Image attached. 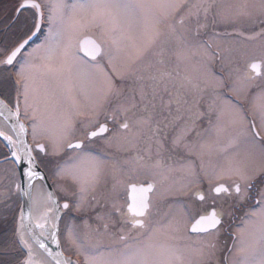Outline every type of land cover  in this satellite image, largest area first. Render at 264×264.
<instances>
[{
    "label": "snow or ice",
    "instance_id": "1",
    "mask_svg": "<svg viewBox=\"0 0 264 264\" xmlns=\"http://www.w3.org/2000/svg\"><path fill=\"white\" fill-rule=\"evenodd\" d=\"M21 7L33 11V25L0 59L5 70L19 63L16 101L10 107L0 100V115L7 112L5 119L18 121L22 97L23 115L29 118L31 112L33 141L38 127L54 121L50 154L72 155L57 165L49 185L38 170L39 153L49 154L45 146L37 144L33 155L19 138L25 132L20 123L12 125L18 128L16 140L0 132L14 149L0 161L12 165L0 170V208L14 197L26 198L30 220L43 202V218L51 219L50 235L59 247L61 205L47 191H64L58 179L77 187V211L87 203L110 204L121 217L117 233L109 234L107 224L101 233L86 221L83 233L75 225L66 230L65 239L83 264H214L216 244L205 237L218 236L224 217L235 219L243 211L238 240L215 264H264V0H28ZM244 23L252 29L247 34L235 27ZM45 28L43 40L29 50ZM85 30H95L89 41L93 62L77 55ZM242 41H259L260 47L259 57L243 66L240 60L248 53ZM217 62L221 73L212 70ZM97 140L125 155L94 154ZM141 177L139 185H131L136 195L124 211L120 188ZM36 179L43 182L39 187ZM225 180L229 183H220ZM194 186L193 196L201 202L233 200L230 211L214 208L188 228L187 208L175 197ZM157 196L168 202L167 211H159ZM19 219L16 236L28 250L22 264H40L33 259L23 206ZM105 235L111 242H104ZM55 264L80 261L56 253Z\"/></svg>",
    "mask_w": 264,
    "mask_h": 264
},
{
    "label": "rangeland",
    "instance_id": "2",
    "mask_svg": "<svg viewBox=\"0 0 264 264\" xmlns=\"http://www.w3.org/2000/svg\"><path fill=\"white\" fill-rule=\"evenodd\" d=\"M14 27H16V31H18L17 28L18 27L21 28L22 25H15ZM25 30H27V29H25ZM25 30L23 32H20V35H12V36H10V34H9V38L10 39H9L8 43L5 45V47L2 46L0 48V52L2 53L4 51H6L11 46L12 43L10 44V42H11V40L14 37L15 38L13 40V44L17 40H19L22 37H24L26 32H27ZM94 31L95 30H85V31H83L78 37L79 43H80V40H82L81 39L82 37L87 36V35L93 36V32ZM45 32H46V28H45ZM43 38H44V35H43ZM93 38L95 39L94 36H93ZM254 44H255L254 47H255V52H256L257 47H259L258 46L259 41H255ZM77 55L79 57L83 58L84 60H87L89 62H93L92 59L86 57L85 55H83L80 52L79 44H78ZM2 57L0 59L4 58V57L3 58ZM96 59L98 61H100L102 64H104L105 66L107 65V60L106 59H102L100 56H97ZM19 62L22 63L23 59L20 58ZM18 68H19V63H17V65L14 68L15 78H16V71L18 70ZM216 68H221V67H220V65H217V67H216V64L212 65V70H215ZM106 70L110 71V69H107V68H106ZM4 77H5V75L2 73V76H0V92L4 93V96L5 95L7 96V94H8V86H7L8 84L7 83L8 82H7V80ZM15 95L17 96V92L15 93ZM20 108H21L20 111L22 112L21 113L22 117L25 119L26 117L23 115L24 106H23V98L22 97H21V100H20ZM30 117H31V112H29V118H27L28 121L30 122V126H29L30 127V130H29V134H30L29 141L32 144L43 143L45 145L46 149H47V152L49 153V154H45L44 153V155L42 153L41 154L39 153V156L40 155H42V156H45V155L52 156L53 158H55V160L58 161V163H59L58 165H63L64 162L68 160V156L72 155V152L71 151H66L64 153H61L59 156H53V155L50 154V145H51L50 137H54V136L57 135V129L55 127V122L53 121L52 123H49V122L45 121V123L43 125L38 127V129H37V132H38L37 139L34 142L33 138H32L33 121H32V119ZM101 119H103V118H101ZM261 134L264 135V132H262ZM77 135H79V133H77ZM0 149H1L0 158H2L0 160L2 161L3 157L5 155H7L2 143H0ZM91 150L93 151L94 154L108 152V153L115 154L118 157H123L125 155L124 153L117 152L115 146L108 147L105 144V142L102 141V140H97V142L95 144L91 145ZM11 167H12V165L10 163H0V170L8 169V168H11ZM141 179H142V177L139 178V180H141ZM132 180H135V179H132ZM127 181H129V180H126L125 182H127ZM125 182H124V184H125ZM223 182L229 183V181H227V180H225ZM56 184L63 187L64 191H62V193L64 195H66V197H67V195H70L71 193H74V192L77 191V187L72 183V181L70 179H58ZM124 184L122 185L123 187H124ZM204 185L206 187L208 186L207 183L204 184ZM204 185L201 186L202 189L205 188ZM122 186H121V188L123 189ZM5 187H7V181L5 182ZM195 189H197V187L194 186L192 188L191 192L188 193V195H182L181 194V195H178V196L175 197L176 200L183 202L184 205L187 208V211L189 213V218L187 220V226H188V223L190 222V220L192 218L191 214L193 213V215H195L196 212L197 213L200 212V209L198 208V206H202V204L205 203V201L204 202H200V201L198 202L194 197H192L191 199L189 198V194L193 193L195 191ZM180 196H181V199H180ZM155 198L157 199V202H158L159 211L160 212L167 211V203L168 202L165 201V200L160 199L158 196L155 197ZM185 198H187V200L183 201ZM76 200H77V198H76V196H74V201H76ZM208 200H210V198H208ZM226 200L227 199H225V197H218L217 201H216V205H224L227 202ZM192 201H193V203H195L194 206L192 205ZM208 202L209 201H207V203ZM118 204L120 205L119 202H118ZM190 205H192V206H190ZM19 207H20V200H19V198H15L14 197L12 199V201L10 202L9 206H7L6 208H0V240L3 238V236L1 234L4 233V231H8L10 229V227H11V224L14 223V230H15L14 233H15L16 246L14 244V241H13V243H9L6 246L14 245L15 249L18 248L20 250V253L17 250L14 251L12 246H11L12 250L17 254L18 257L17 256L15 257L13 254H11L9 256L6 255L7 257L3 256V254H0V262H4L5 260L12 259L11 261H12L13 264H19L20 261H21V264H22V262L25 259H27V253H26L23 245L19 243V241L17 239V236H16V229L19 226L18 219L16 220L13 217L16 214V213L13 214V212H15V210H17ZM100 207L101 206H96V205H93L91 203H87V204H85V206L80 211H77L76 209L74 210L73 213L75 214V218H71V216H70L69 218H66V220L63 222L62 232L59 234L60 235L59 238H60V242H61V246H62L63 252L66 255H68L69 257H71L72 260H74V261L75 260H79L80 264H83V256H79L78 257L76 255L75 248L73 246H71L69 244V242L65 239V233H66V230H67L68 227L75 225L76 228H77V231H79L80 233H83L86 230L85 227H84V223L86 221L91 229H97L98 228L100 230V232L103 233L104 232V225L107 224L109 234L117 233L118 230L122 227L121 217H120V215L118 213L115 216H111V211L113 209L111 207H108V204H104L103 208L102 207L100 208ZM109 208H111V209H109ZM99 209H101L100 210L101 212H98ZM104 213H110V216L105 217V219H103V220L97 218L98 214L99 215H103ZM76 214H78L77 218H76ZM13 218H14V220H12ZM241 227H242V225H241ZM112 238L113 237H111L110 235H105L104 242H106V243L107 242H111ZM192 238H193V240H196L195 237L192 236ZM208 240H210V239L208 238ZM6 246L5 245H1L0 246V251L3 252L2 250H4L6 248ZM9 251H10V247H9V250L7 252H9ZM2 259H4V260H2Z\"/></svg>",
    "mask_w": 264,
    "mask_h": 264
},
{
    "label": "flooded vegetation",
    "instance_id": "3",
    "mask_svg": "<svg viewBox=\"0 0 264 264\" xmlns=\"http://www.w3.org/2000/svg\"><path fill=\"white\" fill-rule=\"evenodd\" d=\"M25 1H27V0H0V26L1 25H9L10 27L8 29V35L10 34V36H12V35H20V32H23L25 29H27V30H25V31H27L26 32V34H27L32 29V25H33V11L31 9H29V8H26V7H22L21 8V4L24 3ZM15 25H22V27L21 28L18 27L17 28L18 31H16V27H14ZM232 27L233 26H229L228 30L230 31ZM235 27L242 28V30L246 34L249 33L252 30L250 25L247 24V23H244L242 25H237ZM220 30H224L223 26H221ZM14 38L12 39L11 46L13 45ZM227 39L228 38H225V40L223 42L226 43ZM40 41H42V38H41ZM40 41L36 42L35 40H33L32 44L29 45V50H30L31 47H34L36 44H39ZM241 43L245 44V49L244 50L248 53L247 57H245V58L240 60V63L243 66L252 57H257V58L259 57L260 47L256 46L257 50L255 52V47H254L255 44H254V42H243L242 41ZM4 45H0V48L2 46H4ZM258 46H259V44H258ZM6 51H4L2 53L0 52V58L2 56H4ZM215 64H216V67H217V65H220V67H222L219 62H217ZM224 67H225V71H227L228 70V66L225 65ZM213 71H215L216 73H221V68H216ZM260 71L264 72V68H261ZM5 72L10 74L8 69L5 70L3 68H0V73L5 74ZM10 77H11V75H9V78L7 79V82H8L7 83L8 84L7 85L8 86V94H7V96L5 95L6 96L5 97L4 93H1V92H0V94L3 97V99L6 100L9 103V105L12 106L15 103V101H16V99H15L16 98V95H15L16 91H15L14 82H13L12 78H10ZM20 110H21V108H20ZM20 118L25 122V124H26V126L28 128L27 129L28 136H30V134H29L30 122L28 121L27 118L24 119L22 117V114L20 115ZM36 144L37 143L33 144V149L35 150L34 151L35 155L39 151L35 147ZM41 144L44 145L43 143H41ZM0 151H1V149H0ZM46 151H47V149H46ZM42 154L44 155V153H42ZM39 158H40V160L43 161V163L40 165V167L42 168L43 172L48 176V181L50 182V184H52L53 176H54V173L57 170V165L59 163L52 156H47V155L42 156V155H40ZM0 159H2V158H0ZM140 181L141 180H139V179L129 180V181L125 182L124 187L122 186L123 189L122 188L120 189L118 202L120 203V206H121V208L124 211L127 210V205L132 203V197L134 195H136V193H134L132 191L131 185L132 184L139 185ZM220 183L227 184V183H225L223 181H221ZM205 188H206V186H205ZM53 190H54V193H55V195H56V197H57V199L59 201V204L61 206H63V204L66 203V202L70 204V208L69 209H64L63 208L62 216H61V219H60V227H59V229H60L59 231L61 233L62 232V225H63V222L66 220V218H69L70 216H71V218H75V214L73 212L75 210L74 204H75L76 201H74L73 193H71L70 195H67V197H66V195H64L62 193V191H57L56 188H53ZM197 190L198 189H195V191L193 193H195ZM193 193L189 194V198L190 199L192 197H194ZM180 199H181V196H180ZM195 199L199 202V200L197 198H195ZM225 199H227L226 200L227 202L224 205H216V204L213 205L211 198H210V200H208V198H206L205 203H203L202 206H198V208L200 209V212H198V213L196 212L195 215H193V213L191 214L192 218H191L190 222L188 223L187 227L190 228V225L192 224V222L196 218H198L200 215L211 213L214 210V208H216L217 210L222 208L225 212L230 211V206L234 203V201L229 199V198H226V197H225ZM185 200H187V198H185L183 201H185ZM207 201H209V202L207 203ZM192 205L193 206L195 205V203H193V201H192ZM192 205H190V206H192ZM101 207L103 208L104 204ZM108 207H111V205L108 204ZM109 209H111V208H109ZM100 210L101 209H99L98 212H101ZM116 214L117 213L115 211H113V210L111 211V216H115ZM77 216H78V214H76V218H77ZM235 217H236L235 219H232V218H230L229 216L226 215L224 217V224L222 226V229H221L219 235L217 236L216 234L213 233V234L205 237V239L208 240V238H209L210 241H212V242H214L216 244L217 256L214 257V264H215L216 260L222 259L225 255H227V249L233 248L234 241L238 240V238H239L238 229L242 225L241 224V217H243V211H237L235 213ZM191 235L193 237H195L196 239H198L196 234H191ZM8 250H9V246H6V248L4 250H2L3 252L0 251V254H3V256H6L4 253H6ZM2 260H4V259H2Z\"/></svg>",
    "mask_w": 264,
    "mask_h": 264
},
{
    "label": "water",
    "instance_id": "4",
    "mask_svg": "<svg viewBox=\"0 0 264 264\" xmlns=\"http://www.w3.org/2000/svg\"><path fill=\"white\" fill-rule=\"evenodd\" d=\"M24 3H28V0L27 1H25ZM22 8V7H21ZM94 38H93V36H85V37H83L82 38V40L80 41V49H81V52L84 54V55H86L87 57H89V58H92V55H91V53H92V44L89 42L90 40H93ZM0 100H4L1 96H0ZM4 102L5 103H7L5 100H4ZM10 106V105H9ZM11 107V106H10ZM8 115V113L7 112H5L4 113V115H0V117L6 122V124L8 125V127L11 129V131H12V133H13V135H14V137H15V140L16 139H18V137H17V135H16V132L18 131V128L14 131L13 129H12V125L13 124H16V123H20V124H23L24 126H25V124H24V122L19 118V120L17 121V118L15 117V116H12L10 119H5V117ZM20 139H23L28 145H29V147H31V144H30V142L28 141V138H27V128H26V126H25V132L23 133V135L21 136V137H19ZM0 139H1V141L4 143V145H5V147H6V149H7V151H8V153H10V151L11 150H14V149H12L11 148V146L8 144V141H6L3 137H0ZM40 145V144H39ZM37 146V145H36ZM32 148V147H31ZM33 155H34V152H33ZM39 171H42L43 172V170H42V168L40 167L39 169H38ZM44 173V172H43ZM25 179V184L27 183V180H26V178H24ZM36 180H39V179H36ZM40 181V180H39ZM43 182L42 181H40V185L42 184ZM47 183L49 184V185H51L50 184V182L49 181H47ZM47 191H52L53 192V194H54V199L59 203V201H58V199H57V197H56V195H55V193H54V190H53V188H48L47 189ZM21 206H23V211H24V215H25V217H26V219H25V221H24V223L26 224V225H28V226H30V228H31V238L33 239V241L37 244V246H39V244L36 242L37 240H39L40 242H43L45 245H46V247L48 248V249H50L51 250V252H52V254L53 255H48V253L44 250V249H42V248H40L50 259H51V261L53 262V264H55V255H56V253H62V256H63V258H68L69 256H67L64 252H63V250H62V246H61V243H60V240H59V224H60V219H61V216H62V212H63V207L61 206V208H60V213H59V215H60V219L57 221V229H56V232H57V239H58V241H59V247L57 246V243L56 242H54L53 240H52V237H51V235H50V232L52 231V228H51V220L50 219H48L47 221L45 220V226L48 228V237H45V236H42L41 234H40V232H39V230H38V227H36V224H35V222H34V219H33V217L29 220V219H27V217H28V212H29V209H28V204H27V202H26V198H23V199H21ZM19 217H20V211H19V216H18V223H20V219H19ZM199 218V217H198ZM198 218H196V219H198ZM193 223H195V220L193 221ZM192 223V224H193ZM192 224H191V226H192ZM191 226H190V228H191Z\"/></svg>",
    "mask_w": 264,
    "mask_h": 264
},
{
    "label": "bare ground",
    "instance_id": "5",
    "mask_svg": "<svg viewBox=\"0 0 264 264\" xmlns=\"http://www.w3.org/2000/svg\"><path fill=\"white\" fill-rule=\"evenodd\" d=\"M90 59H92V58H90ZM0 132H4L6 135L12 136L13 140H15V137H14L11 129L8 127L6 122L1 117H0ZM33 184L36 185L37 187H39L40 181L34 180ZM46 207L47 206L43 202H41V204L36 209L33 210L32 217L34 219L35 224H37V223L44 224V227L43 228L38 227V230H39L40 234L43 233L42 236L48 237V234H47L48 228L45 226V219L43 218L44 213L46 211ZM29 243L32 245V249H33V253H34L33 259L35 261L40 262V264H53L51 259L40 249L39 246H37V244L33 241V239L31 237H29ZM11 246H12L13 250H15L14 247L16 245L14 247H13V245H9L10 250H12ZM24 249H25L27 256H28V250L25 247H24ZM19 264H21V261Z\"/></svg>",
    "mask_w": 264,
    "mask_h": 264
},
{
    "label": "trees",
    "instance_id": "6",
    "mask_svg": "<svg viewBox=\"0 0 264 264\" xmlns=\"http://www.w3.org/2000/svg\"><path fill=\"white\" fill-rule=\"evenodd\" d=\"M9 25H1L0 26V45H4L5 43L7 44L8 43V41H9V35H8V29H9ZM12 43V40H11V42H10V44ZM5 44V45H6ZM5 45L3 46V47H5ZM8 72V71H7ZM10 72V71H9ZM5 79L7 80L8 78H9V75L10 74H8V73H6L5 72ZM3 78V79H4ZM11 78V77H10ZM17 211V210H16ZM14 213H16V212H13V214ZM14 218H16V214H15V216H13ZM14 218L12 219V220H14ZM14 222V221H13ZM15 230H14V223H12L11 224V227H10V229L8 230V231H4V233H2L1 235L3 236V238L0 240V246L1 245H6V244H9V243H13V241H14V244L16 245V240H15ZM13 247H14V245H13ZM15 250H17L19 253H20V250L18 249V248H16ZM14 250V251H15ZM13 250L12 251H9V252H6V254L5 255H7V256H9V255H11V254H13L15 257L17 256V254L14 252ZM15 253V254H14ZM18 253V254H19ZM6 256V257H7ZM18 257V256H17ZM12 259H10V261H11ZM9 260H6L5 262H10ZM11 264H13L12 263V261H11Z\"/></svg>",
    "mask_w": 264,
    "mask_h": 264
}]
</instances>
